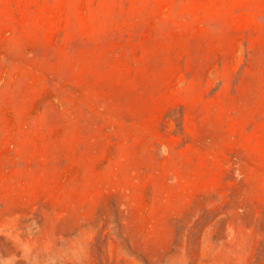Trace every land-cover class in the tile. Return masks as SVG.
I'll return each instance as SVG.
<instances>
[{"label": "rangeland", "instance_id": "rangeland-1", "mask_svg": "<svg viewBox=\"0 0 264 264\" xmlns=\"http://www.w3.org/2000/svg\"><path fill=\"white\" fill-rule=\"evenodd\" d=\"M0 264H264V0H0Z\"/></svg>", "mask_w": 264, "mask_h": 264}]
</instances>
